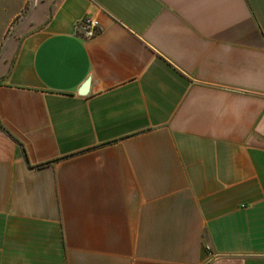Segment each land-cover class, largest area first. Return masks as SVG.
Returning a JSON list of instances; mask_svg holds the SVG:
<instances>
[{
  "label": "crops",
  "instance_id": "0c3cea01",
  "mask_svg": "<svg viewBox=\"0 0 264 264\" xmlns=\"http://www.w3.org/2000/svg\"><path fill=\"white\" fill-rule=\"evenodd\" d=\"M0 264H264V0H0Z\"/></svg>",
  "mask_w": 264,
  "mask_h": 264
},
{
  "label": "built area",
  "instance_id": "2783aa9c",
  "mask_svg": "<svg viewBox=\"0 0 264 264\" xmlns=\"http://www.w3.org/2000/svg\"><path fill=\"white\" fill-rule=\"evenodd\" d=\"M76 35L84 40H92L98 37L102 31V26L98 18L86 16L75 26Z\"/></svg>",
  "mask_w": 264,
  "mask_h": 264
},
{
  "label": "water",
  "instance_id": "95a60500",
  "mask_svg": "<svg viewBox=\"0 0 264 264\" xmlns=\"http://www.w3.org/2000/svg\"><path fill=\"white\" fill-rule=\"evenodd\" d=\"M89 84V81H87L86 83H85V85L83 86V88H82V90H81V94H86V92H87V89H88V85Z\"/></svg>",
  "mask_w": 264,
  "mask_h": 264
}]
</instances>
